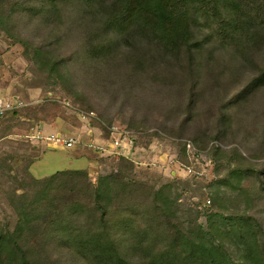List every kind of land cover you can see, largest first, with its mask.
Wrapping results in <instances>:
<instances>
[{
	"label": "rangeland",
	"instance_id": "rangeland-1",
	"mask_svg": "<svg viewBox=\"0 0 264 264\" xmlns=\"http://www.w3.org/2000/svg\"><path fill=\"white\" fill-rule=\"evenodd\" d=\"M116 2L0 0V264H264V21L191 2L187 48Z\"/></svg>",
	"mask_w": 264,
	"mask_h": 264
},
{
	"label": "trees",
	"instance_id": "trees-1",
	"mask_svg": "<svg viewBox=\"0 0 264 264\" xmlns=\"http://www.w3.org/2000/svg\"><path fill=\"white\" fill-rule=\"evenodd\" d=\"M239 1L246 11L252 12L255 18L264 21V0ZM191 2L206 3L205 0H117L116 21L122 24L140 21L142 25L161 34L167 42L179 41L181 45L189 48L193 42H191L190 23L184 14V9ZM240 19L239 16L238 20ZM13 246L19 253L18 264H32L17 242H14ZM207 251L210 255H219L218 251L208 248Z\"/></svg>",
	"mask_w": 264,
	"mask_h": 264
},
{
	"label": "built area",
	"instance_id": "built-area-1",
	"mask_svg": "<svg viewBox=\"0 0 264 264\" xmlns=\"http://www.w3.org/2000/svg\"><path fill=\"white\" fill-rule=\"evenodd\" d=\"M23 105L24 104L23 102H21V100H10L8 98L0 96V117L4 116L9 111L21 108ZM111 135L112 137L110 142L107 144V147L112 148L116 153L125 152L127 149V143H123V140L120 137L121 131L118 130L117 127L113 126L111 128ZM35 137L45 139L51 142L54 146L66 148H71L73 147V145L78 143L77 138L59 132H50L47 134L38 133L37 135H35ZM187 145L188 147H190V144Z\"/></svg>",
	"mask_w": 264,
	"mask_h": 264
},
{
	"label": "crops",
	"instance_id": "crops-1",
	"mask_svg": "<svg viewBox=\"0 0 264 264\" xmlns=\"http://www.w3.org/2000/svg\"><path fill=\"white\" fill-rule=\"evenodd\" d=\"M47 128V125H45L44 127H43V129H46ZM42 129V130H43ZM46 131H47V129H46ZM36 133H41V131H38V132H36ZM49 133V132H48ZM42 134V133H41ZM96 140V139H95ZM84 158H77V157H74L73 159H71V161L69 162V163H72V162H75V163H78V164H85L86 162H85V160H83Z\"/></svg>",
	"mask_w": 264,
	"mask_h": 264
}]
</instances>
